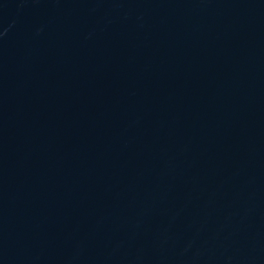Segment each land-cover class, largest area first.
I'll return each instance as SVG.
<instances>
[{"label": "water", "instance_id": "water-1", "mask_svg": "<svg viewBox=\"0 0 264 264\" xmlns=\"http://www.w3.org/2000/svg\"><path fill=\"white\" fill-rule=\"evenodd\" d=\"M264 140V0H0V264H168Z\"/></svg>", "mask_w": 264, "mask_h": 264}]
</instances>
